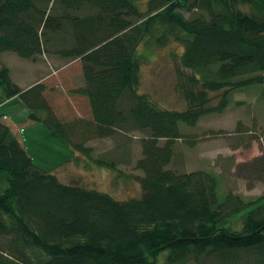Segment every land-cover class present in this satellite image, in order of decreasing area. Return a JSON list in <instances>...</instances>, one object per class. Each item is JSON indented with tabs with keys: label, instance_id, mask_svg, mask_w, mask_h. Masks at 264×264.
I'll use <instances>...</instances> for the list:
<instances>
[{
	"label": "trees",
	"instance_id": "1",
	"mask_svg": "<svg viewBox=\"0 0 264 264\" xmlns=\"http://www.w3.org/2000/svg\"><path fill=\"white\" fill-rule=\"evenodd\" d=\"M157 23L166 26L161 44L174 35L184 45L185 109L138 90L139 47ZM9 51L80 59L84 83L70 92L86 98L90 115L60 116L44 81L23 88L0 66V264H264V195L221 200L213 173L170 167L181 122L195 126L223 112L233 91L264 85V0H0V55ZM215 91L222 98L212 105ZM18 98L27 120L89 160L90 141L143 132L142 195L117 199L37 166L4 121V105ZM93 161L117 170L106 155ZM242 166L264 174V155ZM241 213L237 230L230 223Z\"/></svg>",
	"mask_w": 264,
	"mask_h": 264
},
{
	"label": "rangeland",
	"instance_id": "2",
	"mask_svg": "<svg viewBox=\"0 0 264 264\" xmlns=\"http://www.w3.org/2000/svg\"><path fill=\"white\" fill-rule=\"evenodd\" d=\"M241 7L246 11L252 10L247 4ZM165 29V25L157 23L152 28L151 37L139 47L138 90L149 94L161 107L185 109L189 102L178 89V84H188L192 72L180 63L184 45L176 36H170L164 44L159 42L158 37ZM2 65L10 67L13 78L23 88L44 81L47 96L58 105L60 116L90 115L86 98L70 92L84 83L80 59L44 53L32 60L9 51L0 55ZM63 93L68 95V101H61L63 96L60 94ZM221 95L222 91L209 92L211 104H218ZM229 97V105L223 112L206 114L195 126L180 123L183 136L175 141L170 167L180 172H211L217 178V194L221 200L230 191L253 202L264 195V174L253 175L242 165L264 155V85L237 89ZM73 108L75 113L69 112ZM3 111L7 114L4 121L27 148L37 166L51 170L64 182L107 192L117 199L127 200L142 195L141 177L144 173L136 165L142 156L143 132L118 131L112 137L88 143L93 147V160L106 155L115 159L116 170L100 166L68 147L52 136L43 122H26L29 109L19 98L4 105ZM189 137L193 144L188 142ZM2 185H5L4 181ZM243 214L233 217L230 226L240 230Z\"/></svg>",
	"mask_w": 264,
	"mask_h": 264
},
{
	"label": "crops",
	"instance_id": "3",
	"mask_svg": "<svg viewBox=\"0 0 264 264\" xmlns=\"http://www.w3.org/2000/svg\"><path fill=\"white\" fill-rule=\"evenodd\" d=\"M29 120H26V122H28Z\"/></svg>",
	"mask_w": 264,
	"mask_h": 264
}]
</instances>
